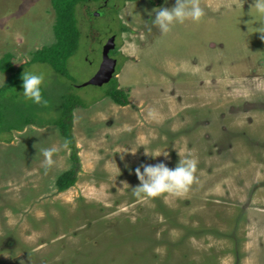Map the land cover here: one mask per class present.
Wrapping results in <instances>:
<instances>
[{
    "label": "rangeland",
    "instance_id": "374dc122",
    "mask_svg": "<svg viewBox=\"0 0 264 264\" xmlns=\"http://www.w3.org/2000/svg\"><path fill=\"white\" fill-rule=\"evenodd\" d=\"M113 2L115 18L108 11L90 22L78 6L81 38L60 75L31 63L56 42L51 0H0V60L11 55L15 68L0 72V89L19 69L44 71L49 102L25 101L19 83L14 97L3 95L9 109L0 119L20 111L51 122L62 94L88 106L73 112L81 169L63 192L57 179L72 162L58 127L8 133L0 125V264H264V39L255 31L264 20L247 15L253 0H200V23L163 35L150 29L153 9L175 0ZM112 35L116 76L83 87ZM114 81L126 107L105 96ZM51 147L59 150L49 165L42 150ZM163 152L169 167L197 159L198 182L182 197H136L135 169L164 161L152 157Z\"/></svg>",
    "mask_w": 264,
    "mask_h": 264
},
{
    "label": "clouds",
    "instance_id": "9594fccd",
    "mask_svg": "<svg viewBox=\"0 0 264 264\" xmlns=\"http://www.w3.org/2000/svg\"><path fill=\"white\" fill-rule=\"evenodd\" d=\"M167 2L168 0H165V3ZM153 12L155 17L151 21L150 29L155 27L162 35L170 32L175 26L183 25L186 22L198 24L205 16L200 0H175V4L171 8H155ZM149 15H152V13H149ZM247 15L251 18L250 20H264V0H253ZM258 25V27H255V31L261 34V39H264V23ZM114 76H116V72ZM22 81L23 91L20 95L23 99L47 108L49 102L44 96L46 73L44 71L25 70ZM61 147L66 149L68 141H65ZM58 150L56 147L42 150L46 164L50 165L53 162L52 157ZM161 155L165 158L164 161L155 164H142L135 169L139 184L132 191L136 197L144 200L161 197L167 199L168 196L182 197L191 190L193 184L198 182L196 175L198 171L197 159L185 157L179 159L175 167H169L168 163L165 162L169 157L168 152L159 153L152 157L156 158Z\"/></svg>",
    "mask_w": 264,
    "mask_h": 264
},
{
    "label": "trees",
    "instance_id": "16d2710c",
    "mask_svg": "<svg viewBox=\"0 0 264 264\" xmlns=\"http://www.w3.org/2000/svg\"><path fill=\"white\" fill-rule=\"evenodd\" d=\"M97 0H51L52 7L55 11L56 20L53 26V32L56 42L49 46L44 47L40 51H37L32 59L31 63H40L49 65L55 70L57 74L65 73L67 61L74 55L78 48L79 39L81 38V31L78 27V21H76L75 14L78 6L84 5L88 2H94ZM15 70L11 62V55L7 54L0 60V72L11 73ZM20 69L15 72L5 86L0 89V109L7 111L8 101L10 97H14L12 94L13 88L19 83H23ZM10 89L11 96L7 99H3V95ZM105 96L109 97L115 105L126 107L129 105L128 95L119 86L116 81L111 88L105 92ZM61 114L59 118L43 123H32L26 117L20 114V111L13 116L15 118H5L1 116L0 125L3 132L10 133L12 130H23L26 126H36L43 128L46 125H54L58 127L60 134L68 141L69 148L71 150V168L60 175L57 179V189L59 192H63L73 187L77 182V177L81 169L78 154L76 153L74 140L72 137V122L73 112L78 108H87L88 106L77 96L71 94H62L60 97ZM21 119L22 121L19 122ZM15 119V121H11ZM17 120V122H16ZM34 122V121H33ZM3 126H2V124Z\"/></svg>",
    "mask_w": 264,
    "mask_h": 264
},
{
    "label": "water",
    "instance_id": "95a60500",
    "mask_svg": "<svg viewBox=\"0 0 264 264\" xmlns=\"http://www.w3.org/2000/svg\"><path fill=\"white\" fill-rule=\"evenodd\" d=\"M115 49V38L111 37L102 49V62L96 75L84 86H96L102 87L105 84H109L112 80L117 67V60L109 56V53Z\"/></svg>",
    "mask_w": 264,
    "mask_h": 264
},
{
    "label": "flooded vegetation",
    "instance_id": "af4514ba",
    "mask_svg": "<svg viewBox=\"0 0 264 264\" xmlns=\"http://www.w3.org/2000/svg\"><path fill=\"white\" fill-rule=\"evenodd\" d=\"M118 3L119 2H113V0H97V1H94V2H88V3L84 4V5H81L82 8L85 7L84 11L86 12V14L82 13L80 16L82 18H84V20H87V21L89 20L88 22H90L92 19H99V18L102 19L106 15V12L110 11V12H112L113 17L115 18V14L118 13V9L120 8V4H118ZM92 6H93V8H95V11L90 13V10L92 9L91 8ZM77 12H78V8H77ZM90 17H93V18L90 19ZM112 20H113V18H110V22H108V23H111ZM77 21H78V16H77ZM105 26H107V23L105 24ZM108 26H109V24H108ZM111 37H114L115 38V42H116L117 35H112L109 38H107V40L104 43V45L108 42V40ZM114 52H116V44H115V49L112 50L109 53V56L111 58L116 59V58H114V55H113ZM117 66H118V64H117Z\"/></svg>",
    "mask_w": 264,
    "mask_h": 264
},
{
    "label": "crops",
    "instance_id": "0c3cea01",
    "mask_svg": "<svg viewBox=\"0 0 264 264\" xmlns=\"http://www.w3.org/2000/svg\"><path fill=\"white\" fill-rule=\"evenodd\" d=\"M213 10H217L216 7H213ZM215 18H217V17H215ZM210 19H214V18L213 17L207 18V20H210ZM119 89H120V87H119Z\"/></svg>",
    "mask_w": 264,
    "mask_h": 264
}]
</instances>
